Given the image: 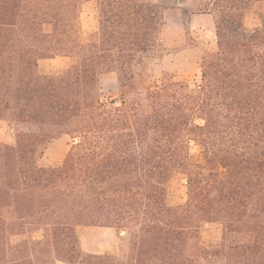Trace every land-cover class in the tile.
Listing matches in <instances>:
<instances>
[{"label":"trees","instance_id":"1","mask_svg":"<svg viewBox=\"0 0 264 264\" xmlns=\"http://www.w3.org/2000/svg\"><path fill=\"white\" fill-rule=\"evenodd\" d=\"M90 1L0 0V119L14 131L0 141V264H264V0H198L216 48L194 87L166 74L144 82L159 53V4L95 0L98 25L83 40ZM57 56L68 65L42 72L38 61ZM107 73L118 103L101 99ZM61 134L77 140L45 166ZM176 174L186 199L169 205ZM205 222L221 223L218 247L203 245ZM78 226L123 231L124 251L84 252Z\"/></svg>","mask_w":264,"mask_h":264},{"label":"rangeland","instance_id":"2","mask_svg":"<svg viewBox=\"0 0 264 264\" xmlns=\"http://www.w3.org/2000/svg\"><path fill=\"white\" fill-rule=\"evenodd\" d=\"M159 4L163 8L164 25L159 38V53L150 59V72L145 83H159L164 74L174 80H183L194 87L200 82L201 57L204 52L216 48L213 16L198 11V0H144ZM262 3H257L245 14L244 24L251 28L258 24L257 14ZM81 36L85 40L98 25L96 1L86 3L80 13ZM69 63L65 57L41 59L39 68L47 74H56ZM101 99L118 103L119 88L115 73L103 76ZM14 131L5 120L0 119V141L13 142ZM77 139L61 134L47 145L42 164L55 166L61 163L65 153ZM190 158L201 160L200 149L193 143L189 149ZM185 179L174 175L166 186V201L169 205L183 203L186 199ZM200 238L205 247H218L222 241L223 227L219 222H205L200 226ZM77 234L84 252L121 254L125 247V233L110 227L78 226ZM39 237V233H34ZM57 264H67L57 262Z\"/></svg>","mask_w":264,"mask_h":264}]
</instances>
